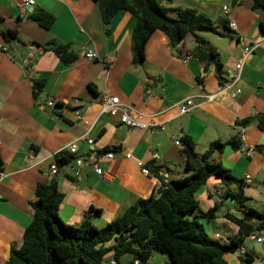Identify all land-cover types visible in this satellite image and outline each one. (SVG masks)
<instances>
[{"label": "crops", "instance_id": "1", "mask_svg": "<svg viewBox=\"0 0 264 264\" xmlns=\"http://www.w3.org/2000/svg\"><path fill=\"white\" fill-rule=\"evenodd\" d=\"M33 1L30 12L23 0H0V45L7 49L0 51V264L8 260L11 247L19 249L22 244L24 229L32 220L29 203L36 199L38 184L56 180L63 195L58 217L64 224L78 226L93 207L100 215L88 218L101 229L159 189V181L151 174L143 175L142 168L160 167L164 181L186 175L182 146L174 144L184 136L192 140L195 152H204L214 141L240 142L238 150L227 145L213 158L242 184L226 187L210 178L195 195L198 206L201 199L203 214L216 208L212 217L202 218L208 236L229 244L238 235V227L225 214L237 219L248 209L262 214L264 154L255 148L264 146V128L258 126L264 116V36L259 28L264 15L250 9L251 0L169 3L175 10L195 9L218 27V34L200 35L221 64L220 80L214 65L205 69L192 54L195 44L190 34L173 49L164 33L154 32L143 62L134 65V19L128 12H118L105 24L94 0ZM160 6L167 7L166 3ZM224 6L228 13L223 12ZM38 11L53 16L48 30L31 20V14ZM222 20L233 23L234 29L220 30ZM6 31H14L16 39L7 42ZM58 46H67V53L76 55L75 59L63 63L52 51ZM246 48L253 50L236 77L235 66ZM88 52L96 53L97 58L86 59ZM233 77L237 79L231 88L235 97L205 99ZM104 95L117 97L122 105L146 115V122L162 128L120 126L119 113L111 116L101 111ZM187 98H192L195 107L180 114L179 106ZM49 101L53 102L50 107ZM242 121L248 123L242 125ZM87 139L92 140L91 145ZM74 142L77 154L72 157L82 159L81 175L75 177L73 160L51 176L49 167L55 158L67 153V146ZM107 149L113 152L111 161L103 157ZM93 154L100 155L93 160L102 175L91 167ZM238 191L247 199L243 205L226 196ZM249 224L255 227L258 221L253 218ZM260 231L263 233L243 237L235 253L225 255L226 264H264V240L256 242L264 236V229ZM245 255L252 258L251 263L240 261ZM164 260L160 258V264ZM104 264L115 262L108 256ZM119 264H133L132 257L122 256Z\"/></svg>", "mask_w": 264, "mask_h": 264}, {"label": "trees", "instance_id": "2", "mask_svg": "<svg viewBox=\"0 0 264 264\" xmlns=\"http://www.w3.org/2000/svg\"><path fill=\"white\" fill-rule=\"evenodd\" d=\"M94 1L105 24H109L120 11L133 16L131 53L134 65L143 62L146 44L154 32L164 33L173 49L190 34L195 44L192 54L204 63L205 69L214 65L220 80L221 64L200 35L218 34V27L214 26L206 15L186 8L175 10L176 18H171L167 10L160 5L172 0ZM250 9L261 11L264 15V0H251ZM31 20L48 30L54 18L44 11H38L31 14ZM220 26L227 28L229 24L222 20ZM259 28L264 36V20L259 23ZM3 35L7 42L16 39L14 31H6ZM52 51L65 64L72 62L76 57L67 53V46H58ZM36 87L41 86L39 84ZM247 123L248 121L241 122L242 125ZM258 126L264 128V116L260 117ZM180 143L186 175L180 179L164 181L159 176L160 167H148V173L161 184L159 189L153 191L147 199L138 200L124 214L101 229H97L88 218L90 214L100 215V211L93 207H90L78 226L64 224L58 217L63 195L57 189L56 180L38 184L35 189L36 199L29 203L32 220L24 229L20 248L11 247L5 264H104L108 256H111L115 264H119L124 255H130L133 262L145 264L154 252L166 255L169 264H226L225 255L235 253L243 237L264 229V214H259L253 209H248L242 219L225 214V218L238 227V235L232 238L229 244L210 238L200 222L204 217H212L216 208L201 216L188 218L187 215L197 210L198 201L195 195L210 178L219 179L226 187L242 184V181L235 179L213 158L214 154L221 153L227 145L235 151L238 150L240 142L235 139L227 143L214 141L201 156L196 154L189 137H182ZM255 149L264 154V146ZM73 160L71 155L63 153L55 158V165L60 169ZM1 167L0 162V170ZM226 196L240 205L247 201L241 191L233 194L227 192ZM253 218L258 221L255 227L249 224ZM108 243L110 245H107ZM239 259L245 263L252 262V258L246 255L240 256Z\"/></svg>", "mask_w": 264, "mask_h": 264}, {"label": "built area", "instance_id": "3", "mask_svg": "<svg viewBox=\"0 0 264 264\" xmlns=\"http://www.w3.org/2000/svg\"><path fill=\"white\" fill-rule=\"evenodd\" d=\"M34 5V1L33 0H23V6H28V7H32ZM223 12L228 13L229 8L227 7H223L222 8ZM229 27L231 29H234L235 25L233 23H229ZM256 47V46H255ZM254 47V48H255ZM253 48H246L243 50V54H242V58L241 60L237 63V65L235 66V76L237 77L239 74V71L241 69V65L243 63V61L246 59V57L252 52ZM0 51L6 52L7 49L5 47H3L2 45H0ZM85 58L88 60H95L97 58L96 53H92V52H88L85 54ZM31 69V67L29 66L27 71H29ZM236 78H232L230 80V82L225 83L223 86H221L217 92L210 94V95H206L205 99L207 101H215L218 100L220 98H222L223 96H229V97H235L236 93H234L233 91H231L232 88V84H234L233 82L236 81ZM183 104L182 106H179V113L180 114H185L187 112H189L190 109L194 108V103L192 101V98H187L185 100L182 101ZM53 102L49 101L47 103V106H52ZM100 106H101V111L104 113H107L111 116H115L118 113L120 114L119 116V125L128 129H139V130H153V129H157V128H162L161 125L155 123V122H146V115H144L143 113L139 112L138 110H136L135 108H132L130 106H125L122 105L117 97H112L109 95H104L101 100H100ZM87 144L91 145L92 144V140L91 139H87ZM174 144L176 146L181 147V143L178 140H174ZM66 152L71 155V156H75L77 154V145L76 142L71 143L70 145L67 146L66 148ZM247 152V151H245ZM248 154H251L250 152H247ZM100 155L97 154H93L92 157V169L98 174V175H102L103 172L101 171V169L97 166L96 163H94L95 158L99 157ZM103 157H105L107 160L111 161L113 159V152L112 151H107L106 153H104ZM126 158H130V155L127 154L125 155ZM74 166H75V177H79L81 175V167L83 164V161L81 158L76 157L73 161ZM141 173L143 175H148V170L145 168L141 169ZM49 174L51 176H56L58 174V168L55 164L51 165L49 167ZM3 175L0 173V180L2 179ZM248 178V177H246ZM262 214H264V201H263V206H262ZM261 232L263 233V231L257 232L258 234H261ZM256 233V234H257ZM264 240V236H260L258 238H256V242L257 243H261ZM240 254L243 253V251L241 250L239 252ZM133 264H140L139 261H134ZM145 264H150L149 262H146Z\"/></svg>", "mask_w": 264, "mask_h": 264}, {"label": "rangeland", "instance_id": "4", "mask_svg": "<svg viewBox=\"0 0 264 264\" xmlns=\"http://www.w3.org/2000/svg\"><path fill=\"white\" fill-rule=\"evenodd\" d=\"M163 3H164V2H163ZM165 3H166V2H165ZM164 5H165V4H164ZM166 5H167L168 9H166V8H167L166 6H165V9L167 10V14H168V16H170L171 18H176V12H175V9L171 8L172 5L169 4V3H166ZM220 30H222V27H220ZM202 153H203V150H202V149L196 151V154H197L198 156H201ZM198 200H199V202H200V205L198 206L197 210H195L192 214L187 215L188 218H191V217H193L194 215L201 216V214H203V213H202V210H203L202 208H203V207H201V199L199 198ZM255 208H256L257 210H259V211L261 210V207H260V205H258V204H255ZM200 222H201V224H202V219L200 220ZM245 244H246V242H245ZM246 245H247V244H246ZM160 258H163V259L165 258V260H164V264H169V263H168L167 256L164 255V254L158 253V252H154V253L152 254L151 258L149 259V263H150V264H160V261H159Z\"/></svg>", "mask_w": 264, "mask_h": 264}, {"label": "water", "instance_id": "5", "mask_svg": "<svg viewBox=\"0 0 264 264\" xmlns=\"http://www.w3.org/2000/svg\"><path fill=\"white\" fill-rule=\"evenodd\" d=\"M25 9L28 10V11H30V12L32 11V8H29L28 6H26ZM108 27H109V25H105V26H104V28H106V29H107Z\"/></svg>", "mask_w": 264, "mask_h": 264}]
</instances>
